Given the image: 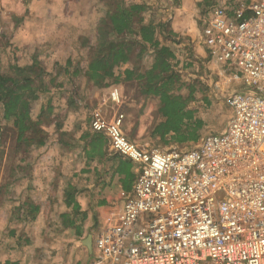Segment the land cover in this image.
Returning <instances> with one entry per match:
<instances>
[{
	"label": "built area",
	"instance_id": "obj_1",
	"mask_svg": "<svg viewBox=\"0 0 264 264\" xmlns=\"http://www.w3.org/2000/svg\"><path fill=\"white\" fill-rule=\"evenodd\" d=\"M200 26L208 60L233 84L230 118L195 143L145 149L126 137L122 111L90 112L89 131L136 179L96 231L89 264H264V0L211 7Z\"/></svg>",
	"mask_w": 264,
	"mask_h": 264
},
{
	"label": "crops",
	"instance_id": "obj_2",
	"mask_svg": "<svg viewBox=\"0 0 264 264\" xmlns=\"http://www.w3.org/2000/svg\"><path fill=\"white\" fill-rule=\"evenodd\" d=\"M71 1L32 0L30 13L26 16V12H23L25 7L23 0H0V13L9 9L10 14H16L18 17L16 21L14 20L16 24L11 22L12 27L16 29L15 34L11 30L8 31L9 27L5 25V32H9L6 35L23 41L24 45L17 48L23 54L28 44L24 41L31 38L33 33L26 24L28 17L42 21L49 19L58 21L57 16ZM168 1L167 5L164 0H153L156 8L154 10H150L151 5L147 0L134 3L146 7L143 14L146 21H152L155 25L169 26L168 30L174 36L165 40L157 33L156 37L173 53L176 59L174 64L181 76L183 69L192 67L194 72L193 75L190 74L191 77L193 76L191 81L197 80L210 91L220 88V92L225 91L228 95L233 84L219 66L213 65L208 60L206 51L200 43L201 26L196 19L197 10L193 6L202 4V0ZM172 1L175 6L171 4ZM102 3L103 0H98L100 14L93 24L94 28L104 15ZM125 4L132 3L129 1ZM46 34L49 37L51 32ZM91 39L93 40L88 39L85 46L82 44L81 49L73 52L58 65L64 66L70 59L72 62L70 71L76 68L84 69L89 46L94 43L95 35ZM34 43L36 44V40ZM70 44L66 43L67 46ZM66 45L63 48H66ZM31 47L32 54L55 53L49 41L40 45L41 52L38 45L33 44ZM67 50L69 51V47ZM151 62L152 57L145 56L141 68H148ZM56 67L57 63L52 67L53 72ZM52 70L48 72L52 73ZM58 81L63 84V92L52 97L51 105L55 107V113L61 116L60 128L55 126V123L57 124L55 120L47 125L43 123L40 127L44 132L41 145L33 143L25 148V146L17 147L14 143L0 144V161L3 166L6 161L11 162L8 175H3V169L0 170V188L2 187L0 264H89L93 252L92 241L96 234L94 231L120 215L123 195L131 190L136 179L132 163H130L129 178L126 172H118L120 155L110 152L107 145L103 146L102 157L95 158L92 162L86 160L84 153L86 142L81 136L89 130V117H82L81 114H85L82 109L87 108L89 104L100 108L102 106L99 104L100 99L101 102L105 99L108 101L109 96L112 95L114 98H123L122 88L126 85L137 87V82H121L111 92H106L107 89L89 83L82 72L75 77H59ZM65 85H67L66 89ZM76 85H79L81 90L87 89L88 86L92 89L94 87V94L92 95L91 92L87 94L85 91L77 93ZM73 90L76 91V96H72L75 104L71 107L68 101ZM138 96L144 101L157 100L155 97L142 96L139 93ZM58 99L60 104H56ZM120 106L123 112L122 105L117 107ZM111 108L112 114L117 111L113 106ZM148 112L150 113L149 110ZM38 113L39 108L36 112L33 111L34 119ZM61 133H65L66 136L61 137ZM10 146L13 148L12 157H8L7 152ZM88 237H91L90 247L86 243Z\"/></svg>",
	"mask_w": 264,
	"mask_h": 264
},
{
	"label": "trees",
	"instance_id": "obj_3",
	"mask_svg": "<svg viewBox=\"0 0 264 264\" xmlns=\"http://www.w3.org/2000/svg\"><path fill=\"white\" fill-rule=\"evenodd\" d=\"M102 4L104 15L95 26V41L89 46L84 69L70 71L72 62L69 59L64 66L57 64L56 70L49 73L37 54L29 56L30 63H20L15 54L19 52L17 49L9 55L12 62L2 67L0 56V144L11 133V143L17 147L27 148L33 143L41 145L43 123L47 125L55 120V126L58 129L61 126V116L51 105L54 94L62 93L59 77H75L81 72L93 86L109 88V92L121 82H137L140 95L157 98L160 120L153 135L164 144L182 146L199 140L204 122L192 104L196 102V95L203 94L206 88H200L197 80L188 83L182 80L173 53L156 37L157 33L165 40L174 36L168 30L169 26L146 21L143 4L126 5L123 0H103ZM201 6L199 3L198 7ZM82 41L85 46L88 39ZM1 52L0 47V55ZM147 55L152 57V62L143 69L141 62ZM72 93L68 101L71 107L75 104L72 96H76V91ZM202 99L208 101L205 96ZM36 101L40 105L34 119L32 107ZM64 135L60 134L61 137ZM81 139L86 142L84 153L88 162L103 156V146L107 145L103 135L88 130ZM119 157L118 172H126L129 178L131 162Z\"/></svg>",
	"mask_w": 264,
	"mask_h": 264
},
{
	"label": "rangeland",
	"instance_id": "obj_4",
	"mask_svg": "<svg viewBox=\"0 0 264 264\" xmlns=\"http://www.w3.org/2000/svg\"><path fill=\"white\" fill-rule=\"evenodd\" d=\"M125 2L134 3V2H142L143 0H124ZM165 3L169 2L168 0ZM177 1V0H175ZM242 1V0H241ZM25 3V7L23 9V12L25 11V15L27 16V13L29 14V8L31 6L32 0H23ZM148 3H150L151 7L150 10L156 9L154 6L153 0H147ZM240 2V0H202V6L198 7L194 4V9L196 8L197 11H195L196 19L200 22V20L203 17V14L208 11L211 7H214L216 5L226 6L228 9L234 7V4ZM162 3V2H161ZM163 6V4H161ZM245 3V0H244ZM173 6H175V3L172 1ZM230 4V5H229ZM168 5V4H167ZM171 5H169L170 7ZM241 6V5H240ZM153 7V8H152ZM239 7V6H238ZM99 6H98V0H72L69 4L66 5L63 12L57 16L59 17L58 21L55 20H35L33 17H28L27 25L31 28V31H33L31 38L25 39L24 43L27 46H25L27 49L23 51V54L17 49L20 47L23 41L16 40L14 37H10L6 35L4 27L7 25L9 28L6 29L8 31L16 32L15 27H12L11 22L13 24L14 20L16 21L17 15L16 14H10L9 9L1 11L0 13V47L2 48L1 52V64L2 67H6L8 65V62H12V58L9 57V55L12 52H16L15 49H17L19 52L15 53L17 59H20V63H30L29 56L32 55V45H38V49H40V52L42 51V47L40 48V45L42 46L47 41L50 42V46L55 50V53L52 55L45 54L44 52L39 53L40 60L43 62V65L45 66V69L52 70V67L55 63H63L67 57L73 52L78 51V49H81V45L83 44L82 39H89L90 41L95 34V28L93 26L94 22L97 19V15L100 13L98 12ZM22 10V9H21ZM13 11V10H12ZM104 11V10H103ZM20 14V13H19ZM18 14V15H19ZM6 19V20H5ZM30 19V20H29ZM15 23V22H14ZM16 24V23H15ZM21 25V24H20ZM23 26V25H22ZM10 27H12L10 29ZM25 28V27H24ZM21 30V29H20ZM51 32V35L48 37L47 32ZM43 33V34H42ZM40 35V36H39ZM39 36V37H38ZM54 39V41H52ZM36 40V44L34 43ZM27 41V42H26ZM71 43L69 46L66 45V43ZM10 47H8V46ZM69 47V51L66 48H63L64 46ZM71 48V49H70ZM12 49L14 51H12ZM68 51V52H67ZM11 56V55H10ZM15 57V58H16ZM5 69V68H4ZM193 68L192 67H186V69L182 70V80L184 82H190L193 75ZM190 80V81H189ZM68 84V83H67ZM69 86V85H68ZM200 88L203 89L205 87L203 84L198 85ZM67 88V85H65V89ZM75 88L77 89V93H80V91H85L87 94L90 92L92 95L94 94L93 89L89 86L81 90L79 88V85H76ZM206 88V87H205ZM106 92H109L110 89L105 88ZM87 90V91H86ZM57 91V90H56ZM63 92V89L61 90ZM122 94L124 97L114 98L113 95L109 96V100L106 101L103 100L100 103L102 106L97 108L94 105L89 104L87 108L82 109L83 113H85L83 116L89 117V113L93 111L94 109H99L103 113L107 115V117L112 115V106L113 109L120 110V107H117L118 105H122V109L125 115V122H124V133L126 137L137 144L138 146L145 148V149H166L171 145H176L173 143L170 144H164L162 141H160L157 137L153 135V130L155 128V125L159 122L160 117L157 115V109H158V102L157 100L153 101H144L138 96V89L135 86H125L122 88ZM61 93V92H59ZM55 95V94H54ZM56 95H59L56 93ZM206 97L208 101H203V97ZM227 92H220V88H216V90H203V94H197L196 95V102L192 104V107H194L197 110V116L202 119L204 122L203 130L201 131V136L209 133H216L219 132L225 125L226 121L230 118V110L227 107L226 98ZM57 98V96L55 97ZM125 99V100H124ZM132 99V100H131ZM81 100V99H80ZM131 100V101H129ZM123 102V103H122ZM56 104H60V99L57 100ZM117 104V106H116ZM39 101H36L33 103V111L36 112V110L39 108ZM150 111V113L148 112ZM109 111V112H108ZM121 111V110H120ZM88 114V116H87ZM11 133L8 134V137L5 141V144L11 143ZM187 145V144H185ZM177 146V145H176ZM1 149V148H0ZM13 148L12 146L8 149V157L13 156ZM1 158V157H0ZM0 170L3 169V175H8L11 169V162L6 161V163H3L0 161ZM3 183V182H2ZM1 184V183H0ZM222 195H218L217 198L221 199ZM96 232V231H94ZM93 232V233H94Z\"/></svg>",
	"mask_w": 264,
	"mask_h": 264
},
{
	"label": "water",
	"instance_id": "obj_5",
	"mask_svg": "<svg viewBox=\"0 0 264 264\" xmlns=\"http://www.w3.org/2000/svg\"><path fill=\"white\" fill-rule=\"evenodd\" d=\"M86 243H87V245H88V247H90V243H91V237H88L87 239H86Z\"/></svg>",
	"mask_w": 264,
	"mask_h": 264
}]
</instances>
